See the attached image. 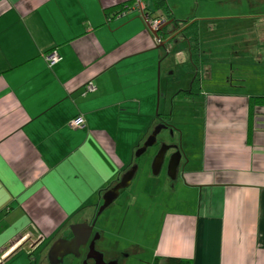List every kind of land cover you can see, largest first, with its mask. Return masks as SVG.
<instances>
[{
    "label": "crops",
    "instance_id": "1",
    "mask_svg": "<svg viewBox=\"0 0 264 264\" xmlns=\"http://www.w3.org/2000/svg\"><path fill=\"white\" fill-rule=\"evenodd\" d=\"M127 1L0 0V264H48L47 244L95 215L176 100L200 123L201 155L178 168L182 183L171 185L181 195L153 259L264 264V106L248 110L249 97L264 96V25L237 43L234 59L247 68L226 78L229 88L205 85L201 55L200 92L181 97L196 73L186 41L168 27L157 43L140 8L106 18ZM77 116L83 127H70Z\"/></svg>",
    "mask_w": 264,
    "mask_h": 264
},
{
    "label": "rangeland",
    "instance_id": "2",
    "mask_svg": "<svg viewBox=\"0 0 264 264\" xmlns=\"http://www.w3.org/2000/svg\"><path fill=\"white\" fill-rule=\"evenodd\" d=\"M150 3L147 1L148 7L152 6ZM166 3L174 19L196 22L200 55L206 58L205 64L211 75L205 85L215 90H220L222 86L229 88L226 78L232 80L237 69L247 68L239 66L234 59L235 53L240 50L237 43L251 36L250 32H255L256 28L250 26L255 23L264 25V0H166ZM177 41L178 52L184 43L180 39ZM169 44L174 45L172 42L165 43L162 51L168 49ZM175 64V75L186 72L183 64ZM189 109L187 104L176 100L173 107L166 110L167 114H171L166 123L171 126V133L170 130H162L157 136L158 145L148 148L138 159H133L132 164L137 166V171L132 183L95 219V248L102 258V264H153L155 240L164 214L175 206V200L181 195L179 188L176 189L177 194L172 188L175 184L179 187L182 179L178 176L171 185L172 181L167 176V162L172 151L166 154L157 176L151 173V162L161 144L177 146L185 152L186 155L181 157L180 170L187 165L186 156L200 159V123H192ZM194 198L196 195H188L189 201ZM80 255L76 259L68 258V264H85L83 250Z\"/></svg>",
    "mask_w": 264,
    "mask_h": 264
},
{
    "label": "water",
    "instance_id": "3",
    "mask_svg": "<svg viewBox=\"0 0 264 264\" xmlns=\"http://www.w3.org/2000/svg\"><path fill=\"white\" fill-rule=\"evenodd\" d=\"M163 27L155 31L151 30V32L154 36H156L157 33L163 29ZM162 130H170L171 133V129H169L168 125L160 122L154 127L153 131L144 143L135 151V159H138L141 155H143L148 148L158 145L157 136ZM171 150H174V152L171 153L167 162V176L171 181H175L182 156L177 146H170L166 144H161L159 146L151 162V173L153 176L159 175L165 156ZM136 171V165L131 167L126 173H124V175H122L118 183L102 195V202L98 207L95 219L119 197L122 191L126 190L130 186L131 181L135 177ZM94 225L95 222H93L92 225H88V223L84 222L71 226L70 231L72 239L69 241L59 239L54 242L47 253L48 264H55V261H57L56 264H62V258L67 255H72L75 258L80 257L79 248L87 243ZM36 245L37 243H34L31 248H34Z\"/></svg>",
    "mask_w": 264,
    "mask_h": 264
},
{
    "label": "trees",
    "instance_id": "4",
    "mask_svg": "<svg viewBox=\"0 0 264 264\" xmlns=\"http://www.w3.org/2000/svg\"><path fill=\"white\" fill-rule=\"evenodd\" d=\"M150 1L152 2V6L151 8H147V7L144 8V15L147 16L149 19L161 18V19H164L165 21L163 29L157 33V35L155 36V39L159 40V43L165 42L168 40L170 36L168 34V27L169 28L171 27L173 30H175V32L178 33L177 35L181 39L186 41L187 46H188L190 62L192 63L196 71L192 79V83L190 87L188 88V90L187 91L181 90L177 95L181 97L196 96L200 92V78H199L198 70H199L200 63L202 62L200 50H199V44H198L199 40H198V31H197L196 22L190 23L187 21L183 22V21L174 19L173 14L166 3V0H150ZM134 2L135 0H131V1L122 3L121 5H118L116 7L105 9L104 12H105L106 18L109 19L112 17H116L117 15L122 13L125 9H129L134 4ZM167 22H169V24H167ZM172 40L173 39H169V42H172ZM53 51H55V49L46 53V56L52 53ZM46 62L49 65L53 64V63L52 64L49 63L47 60ZM256 106H264V96H252L248 98L249 113H251L253 111V108ZM158 115L163 116L164 114L159 113ZM153 264H190V261L175 258V257H165V258L155 257L153 259Z\"/></svg>",
    "mask_w": 264,
    "mask_h": 264
},
{
    "label": "built area",
    "instance_id": "5",
    "mask_svg": "<svg viewBox=\"0 0 264 264\" xmlns=\"http://www.w3.org/2000/svg\"><path fill=\"white\" fill-rule=\"evenodd\" d=\"M141 10V16L142 18L144 19V21H146L147 23V26L150 30H157L161 27L164 26V19H161V18H156V19H149L147 16L144 15V8L145 7H142L141 4H140V1L137 0L134 2V4L129 8V9H125L122 13L120 14H123L125 15L127 12H131L132 9H139ZM156 42L159 43V40L156 39ZM58 53L56 51H53L52 53H50L49 55H47L45 58L46 60L49 62V63H55L58 59ZM94 90V86L91 82H88L85 86V91L86 92H92ZM83 119L81 116H77L75 118H73L70 122V127L72 128H81L83 127Z\"/></svg>",
    "mask_w": 264,
    "mask_h": 264
},
{
    "label": "flooded vegetation",
    "instance_id": "6",
    "mask_svg": "<svg viewBox=\"0 0 264 264\" xmlns=\"http://www.w3.org/2000/svg\"><path fill=\"white\" fill-rule=\"evenodd\" d=\"M161 122H163V121H161ZM171 151L174 152V150H171ZM93 222H96L95 216L91 220L86 221V223H88V225H92ZM60 239H63V240H66V241L71 240L72 239L71 231H70V233L68 235H66L65 237L60 238ZM94 240H95L94 239V231H93V228H92V231H91V234H90V237H89L87 243L84 246L79 248V254L81 253V250H83L84 255H86L84 257L85 260L83 261V263H85V264H102V258L99 255V253H97V251H96L95 241ZM56 241H54V242H56ZM54 242H52L49 245H47V247H46L47 248L46 249V257H47V253H48L50 247L54 244ZM68 258L76 259L72 255H67V256L62 258V264H68V262H67ZM87 258H90V259H87ZM56 262L57 261H55V264H56Z\"/></svg>",
    "mask_w": 264,
    "mask_h": 264
}]
</instances>
